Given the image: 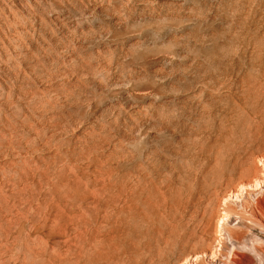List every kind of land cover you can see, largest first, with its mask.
Masks as SVG:
<instances>
[{"label":"rangeland","instance_id":"rangeland-1","mask_svg":"<svg viewBox=\"0 0 264 264\" xmlns=\"http://www.w3.org/2000/svg\"><path fill=\"white\" fill-rule=\"evenodd\" d=\"M263 150L264 0H0V264H170Z\"/></svg>","mask_w":264,"mask_h":264},{"label":"bare ground","instance_id":"bare-ground-1","mask_svg":"<svg viewBox=\"0 0 264 264\" xmlns=\"http://www.w3.org/2000/svg\"><path fill=\"white\" fill-rule=\"evenodd\" d=\"M226 189L216 191L210 209L204 208L209 211L199 212L196 228H191L189 236H200V244L181 249L170 264H264V164L242 170ZM91 214V208L75 214L76 243L91 240ZM134 260L124 264H158Z\"/></svg>","mask_w":264,"mask_h":264}]
</instances>
